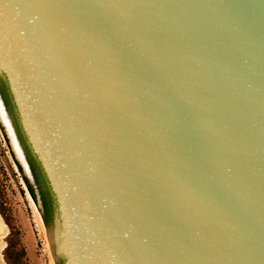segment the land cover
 Masks as SVG:
<instances>
[{
	"label": "water",
	"instance_id": "1",
	"mask_svg": "<svg viewBox=\"0 0 264 264\" xmlns=\"http://www.w3.org/2000/svg\"><path fill=\"white\" fill-rule=\"evenodd\" d=\"M4 2L55 263L264 264V0Z\"/></svg>",
	"mask_w": 264,
	"mask_h": 264
},
{
	"label": "rangeland",
	"instance_id": "2",
	"mask_svg": "<svg viewBox=\"0 0 264 264\" xmlns=\"http://www.w3.org/2000/svg\"><path fill=\"white\" fill-rule=\"evenodd\" d=\"M7 121L0 112V222L4 230L0 236V260L3 264H56L47 224L29 193L25 172L19 167L11 130L13 142L4 126Z\"/></svg>",
	"mask_w": 264,
	"mask_h": 264
},
{
	"label": "flooded vegetation",
	"instance_id": "3",
	"mask_svg": "<svg viewBox=\"0 0 264 264\" xmlns=\"http://www.w3.org/2000/svg\"><path fill=\"white\" fill-rule=\"evenodd\" d=\"M0 112L2 115L4 113L6 116V119L8 120L7 123L4 122V126L7 129L8 136L10 135L9 137L12 139L11 134H10V129H11V131L13 130L12 132H14V134L18 140V143L20 144V148L22 149V151L25 155V158H26V160H27V162L31 168V171H32V174L34 177V181H35V185H36V189L32 185L31 181L29 180V178L26 175H25V179L27 180L29 185L33 188V190L36 194L37 201H38L37 195H39L40 200H41V204H42V211L44 214V218H45L46 223L49 225L52 217L56 213L55 212L56 211L55 201H54L53 195L50 191L46 177H45L39 163L37 162L35 156L31 152L30 147L27 144V141L23 135V132L21 130L19 120L17 117V113H16V109H15V105H14V102L12 99L11 92L9 90V87H8V84L5 80V78L1 75H0ZM12 142H13V139H12ZM13 145H14V143H13ZM32 158L34 160H32ZM32 161H34L35 166H34V163ZM19 167L24 171V168L20 162H19ZM42 181H43V183H42ZM46 191L50 193L51 198H52L51 201L49 199L47 200L46 195H45ZM48 205H50V207H51L50 214H49Z\"/></svg>",
	"mask_w": 264,
	"mask_h": 264
},
{
	"label": "trees",
	"instance_id": "4",
	"mask_svg": "<svg viewBox=\"0 0 264 264\" xmlns=\"http://www.w3.org/2000/svg\"><path fill=\"white\" fill-rule=\"evenodd\" d=\"M32 160H34V159L32 158ZM32 162L34 163V161H32ZM34 166H35V163H34ZM26 183H27V186H28L29 193H30L31 197L33 198V200H34L35 202H37L36 194H35L33 188L29 185V183L27 182V180H26ZM45 195H46L47 200L49 199V200L51 201L52 198H51L50 193L46 191V194H45ZM48 208H49V214H50V212H51V207H50V205H48Z\"/></svg>",
	"mask_w": 264,
	"mask_h": 264
},
{
	"label": "bare ground",
	"instance_id": "5",
	"mask_svg": "<svg viewBox=\"0 0 264 264\" xmlns=\"http://www.w3.org/2000/svg\"><path fill=\"white\" fill-rule=\"evenodd\" d=\"M10 128V127H9ZM11 130V129H10ZM11 133H12V131H11ZM12 135H13V133H12ZM14 137V136H13ZM14 140H15V138H14ZM15 144H16V141H15ZM16 146H17V144H16ZM17 148H18V146H17ZM4 230H3V226H2V224H1V222H0V236H2L3 234H4V232H3ZM1 248H2V245H1V242H0V250H1ZM1 259V258H0ZM2 260H0V264H3V262H1Z\"/></svg>",
	"mask_w": 264,
	"mask_h": 264
},
{
	"label": "snow or ice",
	"instance_id": "6",
	"mask_svg": "<svg viewBox=\"0 0 264 264\" xmlns=\"http://www.w3.org/2000/svg\"><path fill=\"white\" fill-rule=\"evenodd\" d=\"M4 7H7V5L5 4L4 0H0V8Z\"/></svg>",
	"mask_w": 264,
	"mask_h": 264
}]
</instances>
